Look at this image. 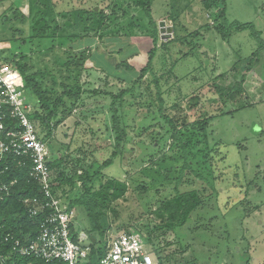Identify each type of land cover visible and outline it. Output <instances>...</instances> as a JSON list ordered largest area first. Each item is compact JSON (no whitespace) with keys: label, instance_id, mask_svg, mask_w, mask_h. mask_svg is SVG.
<instances>
[{"label":"rangeland","instance_id":"374dc122","mask_svg":"<svg viewBox=\"0 0 264 264\" xmlns=\"http://www.w3.org/2000/svg\"><path fill=\"white\" fill-rule=\"evenodd\" d=\"M218 1L229 24L252 28H231L223 40L213 29L212 12L204 11L201 0H153V20L158 27L160 22L174 27L173 33L166 40L159 37L151 70L143 80L137 83L133 78L128 83L135 75L123 67L115 69V64L137 53L126 63L139 71L147 62L151 42L133 38L121 54H115L111 52L115 40L109 33L125 40L130 23L137 36L145 33L138 28L143 18L134 0H52L55 14L101 11L108 16L104 27L109 28L100 41L85 37L72 44L90 46L92 59L97 60L88 59L78 67L79 82L85 83L86 90L101 87L107 94L83 95L71 116L54 130L48 148L54 160L62 159L60 169L66 174H80L82 166L93 171L110 158L114 151L111 96L129 89L115 104L125 138L98 182L113 178L127 187L125 196L116 206L113 203L117 219L111 209L103 210L111 228L106 231L108 243L123 232L117 228L131 216L137 218L131 227L145 244L156 223L154 211L175 194L184 154L180 143L171 139L164 118L182 132V142L190 140L185 154L190 168L177 191H198L202 206L183 227L156 242L161 256L167 257L165 264H264V0ZM29 2L0 0V54L16 59L27 56L33 71L64 80L69 71L60 64L69 41L36 37ZM56 22L62 26L66 19L57 16ZM44 81L50 84L48 77ZM23 97L32 110L38 109L36 97L24 87ZM204 119L207 125L201 130L198 123ZM144 184L146 189H141ZM79 186L78 182L61 197L63 203L73 198ZM74 213V227L88 236L84 212L75 208Z\"/></svg>","mask_w":264,"mask_h":264},{"label":"trees","instance_id":"16d2710c","mask_svg":"<svg viewBox=\"0 0 264 264\" xmlns=\"http://www.w3.org/2000/svg\"><path fill=\"white\" fill-rule=\"evenodd\" d=\"M152 1L153 0H134L133 2L140 11V17L143 18L139 20L138 23V28L145 32L143 35L137 36L134 33V24L132 23L125 27V40L116 38L117 36L113 32L109 33V35H113L114 37L112 40H115V47L111 51L115 54H121L127 46L126 44H129L128 42L133 38L142 37L151 42L152 47L148 51L147 62L139 71H135L126 63L129 58L137 55V53H133L129 57H126L125 61L115 64V69L123 67L135 75V77L129 78L128 83H132L134 79H136L134 82L139 83L148 72H150L152 67V53L156 49L157 41L160 37L159 27L151 16ZM201 4L205 12H212V18L216 23L213 29L223 40L229 37L231 28L235 31H243L252 28L248 24H229L225 17L224 5L221 1L201 0ZM28 9L29 16L33 20V34H35L36 37L39 39L56 38L61 41L68 40L70 45L68 49L64 51L65 58L60 64L67 68L66 71H69L64 80L46 71H33L28 64L29 57L27 56L16 59L15 55L3 57L0 54V57L5 62L11 63L17 68L23 80V87L30 90L36 97L38 109L33 110L29 117L34 123H37L36 126L39 136L41 135L40 137L44 141L50 142L56 127L71 116L72 108L82 100L83 95L88 94V96L92 95L95 97L101 94H107L101 87L98 89L86 90L84 88L85 83L79 82L80 72L78 67L82 66L88 59H91V61H95L96 59H92V55L90 54L92 48L90 46L78 48L74 47L72 44L85 37L94 39V42L100 41L103 37L102 34L106 35L109 32L108 26L104 27L108 20V16L101 11L96 12L93 8L90 10L77 9L70 13L62 12L55 14V6L52 0H30ZM57 16L66 19V22H64L62 26L56 22ZM67 29L71 30L68 34L66 31ZM119 44L122 45L121 48H119ZM99 57L97 56V58ZM101 70L106 73L104 69ZM46 77L49 78L50 84L45 83L44 79ZM119 80L125 83V80ZM155 82L157 83V80H155ZM242 82L243 79L239 84L240 89L237 91L238 93L242 92ZM128 90L129 89L121 90L118 95L111 96V131L114 134V151L110 158L102 162L101 165L97 166L93 171L90 166H82L80 174L74 171L70 175L66 174L65 170L60 169L62 159L54 160L52 158L49 162L52 192L56 197L61 198L62 196H66L68 192L76 188L78 182L80 183L79 190H77L73 198L70 199L69 202H66V204L70 210L80 208V211L82 213L84 212L86 216L89 225L87 234L90 242L91 264L97 263L108 245L106 231L111 228L107 225L106 213L103 210L106 208L111 209L113 217L117 219L114 204L116 206L118 200L122 199L127 192L125 184L113 178L106 180L104 184L98 182L102 177L101 170L112 164V161L118 156L122 141L125 138L124 128L121 126L122 116H119V111L115 107V104L123 100ZM228 96H231L230 98L233 99L234 95ZM158 100L162 103L161 99ZM164 120L170 126L169 133L171 139L180 143V147L184 154V161L181 170L178 172L179 176L177 177L174 187L175 194L159 203L153 214L156 223L151 227L146 238L145 245L149 248V251L154 254L159 264H165L164 260L167 259V257L164 258L161 256V250L158 247L159 244L157 243L158 245H156V242L164 238L167 233L183 227L193 212L202 206V196L198 191L192 190L184 193L177 191V186L183 174L190 168V163L185 156L190 140L182 142V137L184 136L182 132L177 130L171 120L167 118H164ZM198 124L200 129L204 130L207 125V120L204 119ZM5 167L7 170H5ZM97 183L98 189H96ZM3 185L8 187L9 192L8 195H4V193L0 194V255L4 258V264H64L61 261L46 263L39 257L31 255L22 256L16 252V241L25 244L35 240L39 233L40 225L43 222L42 214L34 217L29 215V205L25 204L24 201L27 199L42 200L43 195L38 183L28 176L27 169L19 166L18 163L13 160L7 163H0V187ZM140 188L146 189V185L144 184L140 186ZM111 204L113 205L111 206ZM132 219L137 218H132L130 216L124 223L118 226V232H130L140 237L138 232L134 231L131 227ZM72 231L74 234L78 232L74 225ZM97 243H99V246H97Z\"/></svg>","mask_w":264,"mask_h":264},{"label":"built area","instance_id":"2783aa9c","mask_svg":"<svg viewBox=\"0 0 264 264\" xmlns=\"http://www.w3.org/2000/svg\"><path fill=\"white\" fill-rule=\"evenodd\" d=\"M32 108L23 97V80L15 66L0 57V163L16 161L27 169L28 176L40 186L42 200L27 199L29 215H43L35 240L18 241L15 250L22 256H36L45 261L64 264H91L89 237L73 233L75 213L52 192L48 143L30 119ZM5 170L7 168L5 167ZM2 171V170H1ZM8 195V187L0 194ZM0 264L4 258L0 255ZM96 264H159L143 241L130 232L118 233L106 246Z\"/></svg>","mask_w":264,"mask_h":264},{"label":"water","instance_id":"95a60500","mask_svg":"<svg viewBox=\"0 0 264 264\" xmlns=\"http://www.w3.org/2000/svg\"><path fill=\"white\" fill-rule=\"evenodd\" d=\"M172 33H173L172 27H165L164 22L159 23V36H160L161 40L168 39L169 35H171Z\"/></svg>","mask_w":264,"mask_h":264}]
</instances>
